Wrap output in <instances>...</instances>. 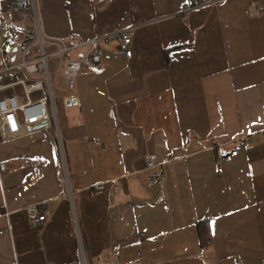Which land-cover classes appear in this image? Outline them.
Segmentation results:
<instances>
[{"label": "crops", "instance_id": "obj_1", "mask_svg": "<svg viewBox=\"0 0 264 264\" xmlns=\"http://www.w3.org/2000/svg\"><path fill=\"white\" fill-rule=\"evenodd\" d=\"M36 1L45 36L98 38L102 61L59 95L57 122L0 141V264H264V9L249 15L264 0ZM17 2L0 20L36 30ZM10 75L0 63V99L23 90Z\"/></svg>", "mask_w": 264, "mask_h": 264}, {"label": "built area", "instance_id": "obj_2", "mask_svg": "<svg viewBox=\"0 0 264 264\" xmlns=\"http://www.w3.org/2000/svg\"><path fill=\"white\" fill-rule=\"evenodd\" d=\"M33 1L35 16V38L25 47V39L15 23V14L6 12L0 20V57L4 72H11L9 85H21L22 92L0 99V141L20 137L31 127L51 119L57 122V101L54 95V83L63 70L65 84L72 87L74 80L85 66H99L102 61L98 38L72 46L64 38L45 36L40 25L37 1ZM257 1L249 9V15L255 17L263 11ZM83 44L90 49L81 57L71 56V50ZM132 37L128 33L120 36V49L126 56H132ZM56 59V76L50 74L49 58ZM52 112V114H51ZM146 170H149L151 183L163 182L161 163L148 158ZM43 165L32 167L31 181L43 173ZM49 204L41 202L28 207V214L34 226L43 225L48 217Z\"/></svg>", "mask_w": 264, "mask_h": 264}, {"label": "trees", "instance_id": "obj_3", "mask_svg": "<svg viewBox=\"0 0 264 264\" xmlns=\"http://www.w3.org/2000/svg\"><path fill=\"white\" fill-rule=\"evenodd\" d=\"M93 1H98V0H93ZM29 7H30L29 0H18L16 9L23 13L25 12L30 13ZM20 20L24 22V25H22L19 31L23 33V36H25V39L22 41L21 46L25 47L35 38L33 18L32 15H30L26 19H20ZM197 227H198V234L201 245L205 248L210 247L213 242V235H212V228L209 219L198 221Z\"/></svg>", "mask_w": 264, "mask_h": 264}, {"label": "rangeland", "instance_id": "obj_4", "mask_svg": "<svg viewBox=\"0 0 264 264\" xmlns=\"http://www.w3.org/2000/svg\"><path fill=\"white\" fill-rule=\"evenodd\" d=\"M0 60H1L0 63H2L1 57H0ZM48 61L50 65V74L52 76H56L58 74V71L55 69L56 59L54 57H50ZM9 82H10V79H9ZM68 89L69 88H67V86L65 85L64 74L62 70L61 74L58 76V78L55 80V83H54V95H55L57 102H59L58 100L59 95L65 93Z\"/></svg>", "mask_w": 264, "mask_h": 264}]
</instances>
